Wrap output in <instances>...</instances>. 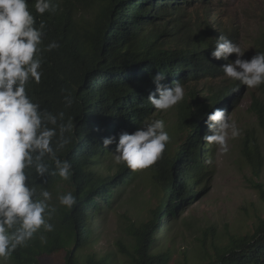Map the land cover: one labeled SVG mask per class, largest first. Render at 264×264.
<instances>
[{
	"label": "trees",
	"instance_id": "16d2710c",
	"mask_svg": "<svg viewBox=\"0 0 264 264\" xmlns=\"http://www.w3.org/2000/svg\"><path fill=\"white\" fill-rule=\"evenodd\" d=\"M209 1L53 0L55 11L41 16L35 12L34 0H28L36 26L43 21L46 33L41 44L43 76L40 84L28 85L29 95L42 108L53 113L64 111L65 122L71 119L74 125L69 134L71 142L58 153L72 163V180L49 176L43 187L52 192L61 186L64 193L76 196L77 204L67 209L51 202L57 209L50 221L55 230H41L27 247L17 249L11 256L16 264H41V258L58 251L67 252L64 264H107L95 256L81 258L78 252L89 241L93 223L142 169L133 171L120 164L113 175L97 172L95 168L115 149V144L105 149L103 139H118L123 131L133 132L160 112L147 100L155 90L152 77L158 71L166 77L162 83L167 86L173 82L187 86L224 76L222 66L231 56L229 61L211 56L217 36L176 50L142 42L148 29L186 7ZM89 8L96 9L95 15L80 20V11ZM53 41L60 46L49 52L46 47ZM241 92V87L235 86L206 103L193 97L180 110L178 130L185 139L173 150L166 146L149 167L158 203L147 222L133 224L130 229L137 247L132 254L122 249L129 264L170 263V254H157L154 247L165 220H175L178 212L197 198L196 187L208 175L205 158L213 145L203 140L206 133L210 134L206 114L216 108L227 113L237 108ZM69 94L73 99L70 108L64 102ZM259 117L263 119V113ZM205 255L204 264H264V219L259 220L253 234L231 236L228 245L215 247L213 254L206 250Z\"/></svg>",
	"mask_w": 264,
	"mask_h": 264
},
{
	"label": "rangeland",
	"instance_id": "374dc122",
	"mask_svg": "<svg viewBox=\"0 0 264 264\" xmlns=\"http://www.w3.org/2000/svg\"><path fill=\"white\" fill-rule=\"evenodd\" d=\"M96 9L81 10L79 19L87 21ZM223 35L240 45L246 59L255 52H264V0H211L206 4L186 7L177 15L148 29L142 42H154L158 49L176 50ZM236 59L231 56L230 62ZM241 87L238 107L228 114L240 130L239 137L229 139L225 154L213 145L206 158L208 175L196 187L197 198L181 209L177 217L165 220V228L158 235L154 252L169 253V264H204L206 250L213 254L215 247L229 244L231 236H246L255 232L264 219V85L248 89L225 75L184 86L182 102L166 112H158L150 119H163L170 135L167 144L175 149L185 139L178 130V117L183 106L193 97L201 102L224 90ZM253 159V161H251ZM119 165L113 156L107 157L95 170L113 175ZM261 185L262 188L255 186ZM61 186L52 191V203L64 194ZM158 203L149 168L142 169L129 186L118 193L111 208L93 223L90 239L78 252L81 258L95 256L107 264H129L126 250L134 253L136 241L131 233L133 224L147 222ZM66 251H58L41 258V264H64ZM7 264H16L11 257Z\"/></svg>",
	"mask_w": 264,
	"mask_h": 264
},
{
	"label": "clouds",
	"instance_id": "9594fccd",
	"mask_svg": "<svg viewBox=\"0 0 264 264\" xmlns=\"http://www.w3.org/2000/svg\"><path fill=\"white\" fill-rule=\"evenodd\" d=\"M53 0H34L35 12L44 15L55 11ZM45 24L36 26V17L28 0H0V264L7 261L19 248L27 247L37 233L53 232L51 223L56 207L52 193L43 187L46 177L58 176L71 181L72 163L58 155L70 142L73 132L71 119L65 113H53L29 95L31 82L40 84L43 76L41 44ZM55 41L47 51L59 48ZM222 66L224 75L248 89L264 84V52H255L246 59L239 44L220 35L211 56L229 61ZM165 76L159 71L152 77L155 90L148 97L154 109L166 112L184 100L185 88L179 82L171 86L162 83ZM66 107H71V95L64 96ZM208 133L203 140L216 145L218 151H229V139L239 137L240 130L230 120L226 109L216 108L206 114ZM163 119H145L133 132L123 131L118 139L105 137L103 146L115 144L110 150L114 162L136 171L154 165L170 142ZM213 164L211 157L205 160ZM59 205L72 209L77 198L72 192L57 197ZM44 240V237H40Z\"/></svg>",
	"mask_w": 264,
	"mask_h": 264
}]
</instances>
